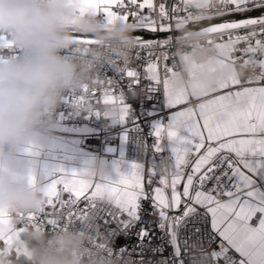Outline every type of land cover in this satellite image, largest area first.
<instances>
[{
    "label": "snow or ice",
    "instance_id": "snow-or-ice-1",
    "mask_svg": "<svg viewBox=\"0 0 264 264\" xmlns=\"http://www.w3.org/2000/svg\"><path fill=\"white\" fill-rule=\"evenodd\" d=\"M74 3L81 14L89 11L98 14L105 26L126 24L133 31L152 33H167L173 27L179 30L178 37L169 35L154 42L134 37L136 59H143L141 53L147 50L148 63L143 75L128 59L117 57L112 63L118 76L127 77L133 88L143 86L142 79H146L153 83L145 90L156 92L162 83L169 109L189 103L190 97L195 98V105L173 111L167 129H156L157 137L166 132L178 143L173 149L174 167L165 165L160 173L159 183L163 187L146 192L142 183L144 170L139 165H133L132 173L121 177L118 183H97L89 172L64 173L53 176L42 188L47 197L46 208L40 214H19L17 223L47 224L52 230L67 228L86 218V210L79 208L81 198L89 203L106 197L116 210L104 217L107 230L103 236L93 232L91 241L102 264H185L181 254L182 231L188 233L183 239L187 253L189 239L202 232L198 225H207L209 217L211 232L221 240L220 250L210 253L213 259H223L224 264H264V86H247L264 81V14L212 23L214 18L243 16L264 9V0H175L172 3L169 0H74ZM113 5L117 11L111 10ZM0 46L12 47V43L7 36L0 35ZM173 47L176 50L170 54L168 49ZM205 48L212 55L206 60L198 59L196 53ZM170 58L173 64L165 65V76L161 79L157 62ZM229 68L231 71L215 87L203 79ZM246 70H250L248 75L241 76ZM180 81L182 86H178ZM82 89L91 97L103 91L105 106L117 107L121 120L127 116L123 96L111 79L94 78ZM181 128L186 129L187 137H179ZM188 165L191 171L181 192L177 186L185 179L184 168ZM149 172L151 184L156 169ZM29 179L35 182L34 178ZM58 185L62 187L58 189ZM166 188L171 189L170 196ZM65 192L67 199H63ZM142 200L150 201L153 209L147 222L143 221ZM49 207L52 211L47 210ZM10 224L8 214L0 211V240L6 247L15 245L21 230L17 227L5 230L3 226ZM111 224L115 227H108ZM153 224L163 233L160 239L172 247L170 257L162 255L163 244H152ZM131 235H135L136 244L116 248L114 242L118 236ZM209 236L210 243L215 236ZM201 239L197 236L198 242ZM191 247H196V243ZM229 248L239 254V260L228 255ZM16 252L19 256L18 248ZM157 254L160 259H153Z\"/></svg>",
    "mask_w": 264,
    "mask_h": 264
},
{
    "label": "clouds",
    "instance_id": "clouds-1",
    "mask_svg": "<svg viewBox=\"0 0 264 264\" xmlns=\"http://www.w3.org/2000/svg\"><path fill=\"white\" fill-rule=\"evenodd\" d=\"M132 33L130 25L105 26L98 14H81L74 0H0V35L22 50L19 58L0 56V181L11 171V158L27 141H39L51 131L53 114L66 90L83 88L95 78L94 68L101 62L131 59ZM86 40L95 41V46L83 43ZM69 47H79L88 55L65 59L61 52ZM211 55L207 48L196 53L201 60ZM230 71L203 79L215 87ZM107 111L119 115L117 107ZM46 206L40 187L4 184L0 189V211L11 220L3 226L5 230L15 229L19 214H40ZM93 236L84 228L48 230L28 224L21 227L14 246L0 247V264H102L91 245Z\"/></svg>",
    "mask_w": 264,
    "mask_h": 264
},
{
    "label": "built area",
    "instance_id": "built-area-1",
    "mask_svg": "<svg viewBox=\"0 0 264 264\" xmlns=\"http://www.w3.org/2000/svg\"><path fill=\"white\" fill-rule=\"evenodd\" d=\"M172 2H175V0H169V3ZM112 10L117 11L118 9L114 5ZM190 10L195 11V9ZM145 12H147V10H145ZM102 22L104 23L103 19ZM128 22H132L131 18H129ZM172 31L173 28L170 29V35L173 36V38L178 37L175 36ZM157 40L163 39L157 38L144 41L154 42ZM88 44L94 45V43ZM161 50L162 49H157L156 51ZM175 50V47L168 49L170 54ZM61 54L68 60H74L88 55L79 47L63 49ZM141 55L143 59L137 60L135 50H132L129 63L131 66L136 67L143 75L144 69L148 63L147 50L142 51ZM0 56L19 58L22 56V50L13 46L7 48L4 47L3 50L0 51ZM116 58L97 64L94 68V75L95 78L111 79L113 81L115 88L118 93L123 96L124 104L128 108L127 116L122 121H119L116 120V117H119V115L113 116L105 114L108 113V107L104 104L105 96L103 91H97L91 97L88 93H85L82 88H73L68 89L63 93V101L53 114V127L63 125L67 129L80 131L76 135L77 147L97 157L108 153L109 149L115 147L123 138L125 159L138 163L143 167V185L145 191L152 192L166 162V154L159 146L155 135V123L160 119L164 111L162 89L159 85L157 86L158 90L156 92L146 91L145 89L147 85L153 83L146 79H142L143 86L140 87V85H137V88L131 87L127 83V77L118 76L116 67L112 63ZM157 63L158 66L165 67V65H167L171 67L173 61L170 58L168 61L161 60ZM249 71L250 70H246L244 72L245 76L248 75ZM255 71L257 74L259 73L258 68ZM118 93L114 94L118 95ZM81 98H83V100ZM88 101H90V103H88ZM97 101H99V103H97ZM97 112H99V115L96 114ZM53 127L51 131L45 133H53ZM157 147H159V151H157ZM149 169H156V175L151 177L153 181L151 184L148 183L150 175ZM208 187H211V184H209ZM88 194L90 193H86V195ZM67 198L68 193L65 192L63 194V199ZM86 203L87 201L84 198H81L79 208L82 211L86 210L87 223L83 220L76 222L71 227L84 228L91 232H95L96 235L102 237L103 233L107 230L103 223V219L107 213L114 212L116 206L114 203L103 197L96 198L94 202ZM141 203L145 213L143 221L147 222L150 219L148 213L153 211L152 205L148 200H142ZM47 210L52 211L50 207L47 208ZM45 226L48 230H52L51 226H48L47 224ZM198 226L202 228V232L199 234H193L191 239H189L187 253L184 250L183 239L188 233L186 231H182L181 233V254L185 264H224L223 259L215 260L210 255L212 251L220 250L219 245L221 243L220 238L216 236L215 233L211 232L210 217L207 225ZM16 227H24L23 222L17 223ZM108 227H115V224L108 225ZM136 227L139 229L141 224L138 223ZM191 227L192 225L189 224V228ZM204 228L207 229V232L203 231ZM152 230L154 233L152 244H163L164 251L162 255L164 257H170L173 249L166 240L160 239L163 233L156 224L152 225ZM209 234L215 236V239L211 240L210 243ZM197 236L202 237L201 241H197ZM114 243L116 248H119L125 245H134L137 243V240L135 235L127 237L118 236ZM194 243H196V247H191ZM205 253L208 254L206 257L204 255ZM148 255L151 256L152 254L148 253ZM228 255L238 260V256L233 250L229 249ZM153 259H160V254L154 256Z\"/></svg>",
    "mask_w": 264,
    "mask_h": 264
},
{
    "label": "crops",
    "instance_id": "crops-1",
    "mask_svg": "<svg viewBox=\"0 0 264 264\" xmlns=\"http://www.w3.org/2000/svg\"><path fill=\"white\" fill-rule=\"evenodd\" d=\"M113 7L114 5L111 7V10ZM261 14H264V9H258L243 16H241L240 14H233L228 17L214 18L212 23L224 22L226 20L238 21L240 19L256 18ZM205 26H208L207 23H205ZM189 27L192 26L189 25ZM134 31H141L149 33L151 35H158L159 39H166L171 33L170 31L167 33L159 31H157L156 33H152L149 30ZM172 33L175 36L181 35V32L174 29V27ZM164 69L165 67L163 66L157 67V71L161 79H163L165 76ZM160 86L162 89L164 111L160 119L155 123V132L158 127L167 129V127L172 123V116L174 115L173 111H178L188 106L194 107L195 105V98L190 97L189 103H186L184 105H177L175 108L169 109L166 97L164 96L163 84L161 83ZM247 86H264V81H261L259 84H252ZM116 120L122 121L120 117H116ZM79 132L80 131L75 129H67L63 125H57L53 127V133H44L39 141H27L24 147L11 158V171L6 177L3 178L2 181H0V189L3 188L4 184H10L14 186L32 185L35 187L43 188L53 176L64 173L70 174L72 172H89L90 169L93 170L92 176L97 183H118L121 177L130 175L132 173L133 165H139L143 170V167L140 164L125 159V147L123 138L115 147L110 148L108 153L97 157L77 147L76 135ZM187 135L188 133L186 129H179V137H187ZM156 138L159 146L166 154L165 165L174 167L173 149L178 146L177 140L170 139L167 136L166 132L162 133L160 137L156 136ZM201 152H203V149L201 150ZM190 171L191 165H188L184 168L185 179L181 180V183L177 186L178 191L182 192L186 176ZM30 177L34 178V183L30 182ZM160 178L161 176H159L154 188L163 187V185L159 183ZM61 187L62 185H58V189ZM165 192L170 196L171 189L166 188ZM108 200L111 201L110 199ZM253 223H256L255 218L253 220ZM3 246V241L0 240V247ZM236 254L239 260V254Z\"/></svg>",
    "mask_w": 264,
    "mask_h": 264
},
{
    "label": "water",
    "instance_id": "water-1",
    "mask_svg": "<svg viewBox=\"0 0 264 264\" xmlns=\"http://www.w3.org/2000/svg\"><path fill=\"white\" fill-rule=\"evenodd\" d=\"M133 36L134 37H140L143 40H152V39H157L158 35H151L149 33L146 32H141V31H133Z\"/></svg>",
    "mask_w": 264,
    "mask_h": 264
},
{
    "label": "rangeland",
    "instance_id": "rangeland-1",
    "mask_svg": "<svg viewBox=\"0 0 264 264\" xmlns=\"http://www.w3.org/2000/svg\"><path fill=\"white\" fill-rule=\"evenodd\" d=\"M138 38H140V37H138ZM140 39L143 40L142 38H140ZM88 41H89V40L83 41V43L88 44V43H89Z\"/></svg>",
    "mask_w": 264,
    "mask_h": 264
}]
</instances>
